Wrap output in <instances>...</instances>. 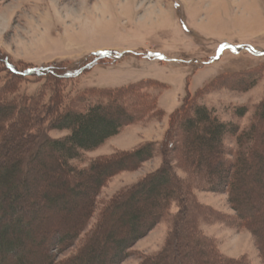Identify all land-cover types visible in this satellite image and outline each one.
I'll return each instance as SVG.
<instances>
[{"label": "rangeland", "instance_id": "374dc122", "mask_svg": "<svg viewBox=\"0 0 264 264\" xmlns=\"http://www.w3.org/2000/svg\"><path fill=\"white\" fill-rule=\"evenodd\" d=\"M1 58L21 72L48 67L70 72L86 63H95L81 75L57 82L51 75L12 80L0 65V90L13 87L15 92L10 97L40 94L45 103L54 97V91L62 97L64 105L89 92L96 96L99 90L121 88L143 80L158 84L138 88L155 101L154 109L124 127L97 150L84 153L80 160L70 163L78 169L115 152L132 151L146 143H162L171 128V117L180 111L186 112L190 106L205 107L220 122L237 128L238 133L255 125L264 134V0H0ZM55 83L56 87L53 86ZM240 108L244 109L242 117L236 113ZM175 128L179 129L168 141L175 146L167 144L165 149L172 150L168 155L171 162L176 159V163L181 162L179 155L183 149L180 127ZM67 134V131H51L48 137L58 139ZM261 141L264 143V136ZM223 146L234 154L235 136H227ZM19 147L22 151V141L11 140L5 151L7 158L17 157ZM40 150L43 166L31 164L24 174L26 188L21 190V201L26 205L17 215L22 218L21 226L26 232L37 234L33 243H27L31 251L36 248V253L22 254L28 264H43L49 254L55 255L57 262L73 256L79 242L61 255L50 249V245L60 239L68 227L82 222L85 209V198L70 192H82L85 178L79 180L80 186L74 187L71 181H76L64 174L58 157L46 149ZM262 153L260 149L259 155ZM208 155L190 150L188 157L197 161ZM3 160L0 158V163ZM251 161L250 169L242 174L244 183L237 193L246 214L255 220L264 249V161L260 171L254 164L256 158ZM163 163L157 147L154 157L138 170L112 177L96 198L97 210L86 233L94 224L101 205L116 191L157 171ZM175 163L171 165L175 174L184 178ZM223 169L218 170L221 175ZM198 174L196 185L191 186L195 199L212 212L197 219L201 234L212 241L224 258H245L248 264H264L251 235L234 226L238 220L229 204L228 191L224 186L215 191L207 190L206 184L214 182L212 174L209 175L204 167ZM66 187L69 192L64 190ZM164 188L162 186L160 191ZM45 192L60 199L55 205L34 199L37 202L31 207L29 196L37 194L39 198ZM150 203L152 200L142 194L133 209L142 211ZM171 211L175 214L177 209L172 207ZM192 212L189 209L188 217H192ZM169 227L167 219L159 221L125 251L127 257L117 264H143L147 258L160 259L168 255L165 244ZM100 229L97 235L100 255L105 256L107 264H112L113 256L118 252L112 242L124 235L123 232H128L131 225L111 219ZM108 237L113 239L106 245L104 240ZM179 241V249L174 256L162 258L163 264L205 263L201 254L208 252L207 248H194L191 241L184 247L183 240ZM40 243L42 249L38 247ZM1 257L12 263L11 256ZM211 264L218 263L213 261Z\"/></svg>", "mask_w": 264, "mask_h": 264}, {"label": "trees", "instance_id": "16d2710c", "mask_svg": "<svg viewBox=\"0 0 264 264\" xmlns=\"http://www.w3.org/2000/svg\"><path fill=\"white\" fill-rule=\"evenodd\" d=\"M94 64L87 65L86 63L70 72L58 71L54 67L37 71L26 69L21 72L15 70L16 68L7 59H0L3 71H6L12 80L27 76L51 75L57 82L61 79L81 75L86 70H90ZM56 84L53 86L56 87ZM145 84L148 86L158 85L154 81L143 80L121 88L99 90L96 96L91 95V92L85 93L64 105H62V97L56 94V91H54V97H50L48 103H45L40 94L29 97L24 95L10 97L15 92L13 87L10 86L5 91L0 90V158L4 159L0 163V262L2 264H28L24 257L22 258V254L34 255L36 253V248L32 249L33 254L27 243L30 241L33 243L37 234L34 231L26 232L21 226L22 218L17 215L21 211V207L26 205L21 201V190L26 188L24 174L30 169L31 164L43 166L39 159L41 148L58 157L59 167L64 174L68 176V179L76 181L74 183L71 181L74 187L80 186L79 180L85 178V186H81L82 192H73L67 187L64 189L78 197L85 198L82 222L78 221L76 225L68 227L69 229L60 239L54 240L50 249H54L61 255L73 249L78 242L80 245L75 249L73 256L57 262L55 255L49 254L43 259V264H107L105 256L102 253L100 255L97 235L100 228L111 219L131 225L128 232H123L124 235L112 242L118 249L117 254L113 256L112 264H117L122 258L125 259L127 257L125 251L164 219H167L170 225L165 244L168 255L160 257V259L147 258L143 264H163L162 260L171 255L174 256L176 250L179 249V240H183L184 247L188 241H191L194 248H207L208 252L201 254L205 261L201 264H211L213 261L218 264H248L245 258H224L217 252L212 241L204 237L198 229L197 219L212 214L211 210L196 201L194 189L191 187L196 185L195 180L199 175V169L203 167L214 178L212 184L209 182L206 184L209 186L206 189L215 191L216 188L225 187L228 191L229 204L238 220L237 224L234 223L235 228L245 230L251 235L259 257L264 263V249L255 220L246 214L241 197L237 193L241 184L244 183L242 174L250 169L251 160L256 158L257 162L254 164L259 171L263 166L264 143L261 138L264 134L255 125L238 133L237 128L220 122L205 107L190 106L187 108V114L180 111L171 117V128H168L162 143H146L132 151L115 152L91 161L83 169H78L70 164L80 160L84 153L97 150L107 140L117 136L124 127L131 125L140 116L154 109L155 101L152 102L153 100H150L148 94H143L138 89ZM123 101H126L125 104L122 103ZM262 108L264 109V105ZM243 112V108L236 111L239 117L243 116ZM175 127H180V143L181 149H183V153L179 155L181 162L176 163V159L171 162V156L168 155L172 150L165 149L167 144L173 148L175 146L172 141L168 143L169 140H172L170 135H175L176 130L179 129ZM51 131H67L68 134L62 138L51 139L48 137V133ZM227 136H235L236 151L234 154H230L224 149L223 144ZM11 140L22 141L24 147L22 151H20V147L16 150L17 157L13 159L7 158L5 153ZM157 147L164 161L161 168L149 173L136 183L116 191L101 205L94 224L89 226V231L86 233L85 229L97 210L96 198L103 186L120 173L138 170L144 162L154 157ZM260 149L263 151L261 156L259 155ZM190 150L205 152L209 155L200 157L197 161H191L188 157ZM172 163L182 170L184 178H179L175 174V169L171 166ZM217 163L219 165L216 167ZM222 167L224 168L223 176L218 172ZM162 186L165 188L160 191ZM142 194L152 200V203L145 206L142 211H136L133 209L134 203ZM29 197L31 207L39 200L55 205L60 199V197L54 198L48 192L43 193L39 198L37 194H31ZM34 199L37 201L34 202ZM63 200L65 201L64 198L61 199L62 202H64ZM172 207L177 209L175 214L171 211ZM122 209L121 214L118 213ZM189 209L193 211L190 215L192 217H188L189 215L186 214ZM187 217L191 220H187ZM181 231H183V235ZM190 231L192 236L189 234ZM81 236L82 238H80ZM105 239L107 245L113 238ZM38 247L42 249L41 243L38 244ZM5 254L11 256L12 263L1 257Z\"/></svg>", "mask_w": 264, "mask_h": 264}]
</instances>
